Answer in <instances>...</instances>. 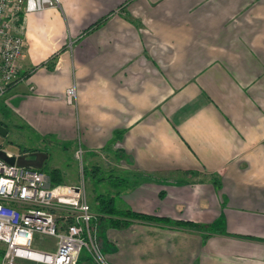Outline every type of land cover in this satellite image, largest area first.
<instances>
[{
  "label": "crops",
  "instance_id": "crops-1",
  "mask_svg": "<svg viewBox=\"0 0 264 264\" xmlns=\"http://www.w3.org/2000/svg\"><path fill=\"white\" fill-rule=\"evenodd\" d=\"M56 3L25 15L12 124L82 149L87 166L112 158L93 210L111 195L120 210L199 226L99 219L105 259L264 264V0Z\"/></svg>",
  "mask_w": 264,
  "mask_h": 264
},
{
  "label": "built area",
  "instance_id": "built-area-1",
  "mask_svg": "<svg viewBox=\"0 0 264 264\" xmlns=\"http://www.w3.org/2000/svg\"><path fill=\"white\" fill-rule=\"evenodd\" d=\"M56 6V0H0V96L22 79L18 62L24 52L25 15ZM65 95L73 105L75 88ZM74 157L82 169L84 151L77 149ZM97 218L83 184L52 186L39 168L0 159V264H76L83 253L93 264H109L100 251ZM42 237L56 239L54 252L32 250Z\"/></svg>",
  "mask_w": 264,
  "mask_h": 264
},
{
  "label": "rangeland",
  "instance_id": "rangeland-1",
  "mask_svg": "<svg viewBox=\"0 0 264 264\" xmlns=\"http://www.w3.org/2000/svg\"><path fill=\"white\" fill-rule=\"evenodd\" d=\"M14 121L11 111L7 107L6 95L4 94L0 96V122L4 124V128L7 130V135L5 138L0 137V145L4 146L6 151L12 154H17L18 152L24 153L26 158L31 160L35 159V156L38 153L44 154L46 159L42 162L40 169L44 171L46 175L50 174L52 171H57L61 185L75 183L77 185L80 183L83 184L85 187L87 202L89 204L93 202V199L90 198L91 193H93V188L97 194L103 192L101 190L107 192L106 190L109 189L108 186H105L102 183H98L100 184L98 185L96 181L104 178L108 175L109 171H111L109 170V168L112 167L111 162L113 161L111 160V157L104 156L98 158L99 163L98 160H92V163H90L89 166H87L86 161L83 158L81 169L80 163L73 158V153L75 154L74 149L67 146L66 149L57 147V144L48 138H39L26 129L23 131L17 129L14 127V124H12ZM90 171L92 173L95 172V177L92 178ZM94 182L96 185H94ZM1 248H3V245L0 244V249ZM55 248L56 239L52 237H42L40 240L35 241L32 246V250L38 252H54ZM101 249L102 248H100V251ZM89 261L91 262L90 259ZM23 264L33 263L23 262Z\"/></svg>",
  "mask_w": 264,
  "mask_h": 264
},
{
  "label": "trees",
  "instance_id": "trees-1",
  "mask_svg": "<svg viewBox=\"0 0 264 264\" xmlns=\"http://www.w3.org/2000/svg\"><path fill=\"white\" fill-rule=\"evenodd\" d=\"M45 66L50 69L53 67L51 63L46 64ZM39 170L41 169L39 168ZM94 173L95 172L91 174H94ZM47 175L49 177L50 183L52 182L51 183L52 186L61 185V181H60L57 171H52L50 174H47ZM213 185L217 187L219 186V182L216 179H214ZM96 202H97L96 210H93V208L91 209L97 215L98 217L97 220L99 219L106 220L108 224L113 228L124 226V225H127V223L136 221V222H143V223H158V224L171 225V226H176V227L178 226V227H182V228H186L190 230L199 229V226L192 222H183V221L171 222L169 219H166V218L136 213L129 209L120 210L116 207L115 199L111 195H100L96 198ZM3 251L4 249L1 248L0 249V259L3 255Z\"/></svg>",
  "mask_w": 264,
  "mask_h": 264
},
{
  "label": "water",
  "instance_id": "water-1",
  "mask_svg": "<svg viewBox=\"0 0 264 264\" xmlns=\"http://www.w3.org/2000/svg\"><path fill=\"white\" fill-rule=\"evenodd\" d=\"M7 135V130L0 125V137L5 138ZM46 158L44 154H36L35 159L31 160L26 158L24 155L11 156L8 157L6 152L0 147V159L4 160L9 165L16 164L20 167H33L40 168L43 160Z\"/></svg>",
  "mask_w": 264,
  "mask_h": 264
},
{
  "label": "bare ground",
  "instance_id": "bare-ground-1",
  "mask_svg": "<svg viewBox=\"0 0 264 264\" xmlns=\"http://www.w3.org/2000/svg\"><path fill=\"white\" fill-rule=\"evenodd\" d=\"M32 256H34V257H38L37 255H35V254H32Z\"/></svg>",
  "mask_w": 264,
  "mask_h": 264
}]
</instances>
